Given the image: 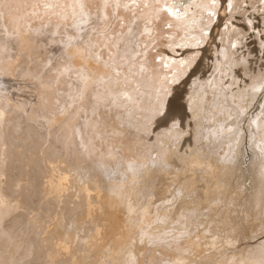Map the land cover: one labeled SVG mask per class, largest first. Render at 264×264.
<instances>
[{"label": "bare ground", "instance_id": "bare-ground-1", "mask_svg": "<svg viewBox=\"0 0 264 264\" xmlns=\"http://www.w3.org/2000/svg\"><path fill=\"white\" fill-rule=\"evenodd\" d=\"M45 3L56 7L46 9ZM80 3L85 5L86 15L90 16L91 20L95 15L96 21L93 24L96 31L93 32L91 29L79 35L78 39L70 40L75 38V35L70 33L71 29H76L75 25H78L79 32L84 29L83 26H79ZM249 3L252 7L253 5L261 7L260 1ZM240 4L241 0H232V9L229 13L226 3L218 9L212 7L210 0H79V2L78 0H0V264H264V172L259 171L264 159L259 158L260 155L253 150L256 140L264 141V109L258 115L259 136L257 134L258 138L253 137L255 139H252L254 130L249 123L252 115L247 113L250 107L247 105L248 101L251 100L253 103L257 92L264 91V86H261V82L264 81V69L259 75L252 72L258 63V43L255 40L258 39L259 34L256 32L262 33L263 30L258 29L253 20L245 17V13L241 17L242 28L232 26L231 29L227 26L221 29L224 23L228 25L231 22ZM167 9H171L173 14L169 15ZM209 12L216 13L211 18V22H209ZM104 16L108 17L106 23L102 19ZM261 21L264 23V16ZM127 28H130V32L126 34ZM211 29H213L212 33L208 34ZM251 30L255 31L253 34L255 40L252 39L254 48L249 47L252 41L249 44L244 41ZM63 33L70 38H68L70 41L63 40ZM122 39H130V45L116 43ZM260 40L262 41L263 37ZM56 41H60L61 45L55 44ZM115 43L118 47L116 52L113 49ZM5 44H7L6 49H4ZM233 44L236 45L235 48ZM53 45L56 47L54 48ZM48 46L53 49H49V52L44 50L45 57L42 55L43 59H40L43 52L39 54L38 48L47 49ZM167 49L174 54L169 55ZM45 52L51 53L49 66L45 65L48 58ZM133 53L138 55L137 59L130 57ZM145 53V58L142 60L141 56ZM97 55L100 56L99 60L96 59ZM125 60L129 65H126ZM197 60L195 72L209 73L208 77L199 83L193 82L192 85H189L190 82L186 79L179 85L188 84V88L174 87ZM24 63L29 65L34 63L33 67L31 66L32 70L34 67L38 69L40 67L38 75L40 76L41 73L40 78L35 77L37 78L35 81L31 79L32 85L36 83L33 94L31 92L35 100L29 104L36 102V106L30 110H28L29 105L21 100L25 97L23 94L25 89L20 92L22 94L17 92L22 86L12 91L16 79H13V84L10 77L13 72V76L16 75L15 71L18 68L22 73L25 69L30 72V67L28 69L27 64ZM41 63L45 65L42 72ZM62 68L67 69L62 70ZM236 68H240L248 80L239 79L241 75L239 76L238 73V77L237 75L232 77ZM38 69L36 68V72ZM79 69L83 70L80 73L83 83L79 86V91L77 90L80 94H76V99L72 94L74 100L70 99L77 104L74 103L70 110L66 107L61 115L58 114L59 112L57 116L56 112L53 113L55 117L52 119L48 115L49 123L54 125L59 123L57 124L59 128L48 122L50 126H46L50 129L61 128L65 130L64 136L67 140L70 139L71 144L74 142H72L73 138L76 141L72 128L76 123L79 125L81 122H76V118L84 114L85 110L83 112L80 110L86 106L89 93L95 91L96 85L99 84L100 89L96 93L98 95L104 92L105 99L101 104L98 103L105 110L101 118H107L110 125L107 128L110 133L106 131L107 138L102 137L103 140H107L103 145L111 148L112 155L109 156L111 159L106 163L109 153L106 151L107 148L105 149L104 146L103 149L100 148L101 152L97 153L94 144L91 147L95 151L89 152L87 149V153L95 161L94 166L84 161V158L78 161L81 152L75 157V162H78L76 164L73 162L74 165L71 161L68 163L64 157L62 159L59 155L54 158L55 156H51L50 153L54 159L46 160L42 151L38 154L31 150L30 156L26 155L27 160L21 154L24 160L22 164L26 160L23 165L27 171L29 169L26 167L31 168L30 165L33 163L41 162L42 168L39 167L45 169H40L43 171L40 172L42 180L39 183L40 188H37L38 192L43 194L44 201L41 202L47 205L46 208L49 204L58 208V210L55 208L56 211H50L52 207L50 205L43 215L37 213L43 208H38L40 210L37 212H34L35 210L26 212L25 201L29 200L23 195V190L30 185L24 187L26 183L24 180L27 178L23 175L26 173L15 177L16 173L12 174L15 182L10 177L9 171L13 169L8 168L17 156L12 158L10 153L12 146L10 145L9 149L8 144L3 140L6 126L10 124V122L8 124L10 111L17 110L21 115L25 112L29 117H33L38 108L46 113L50 111L49 114L51 111L54 112L57 95L60 90L65 89L69 81H72V76L78 74ZM21 75L23 77V74ZM28 76L32 78L29 73ZM228 78H232L231 82H228ZM114 82H118V85H114ZM27 84L29 83L25 85ZM75 85L78 87L79 83ZM17 88L18 86L15 89ZM166 91L170 95L164 96ZM161 97L171 102L175 119H182L191 129L192 138L189 146L184 150L179 149L178 155L173 150L172 143L178 142V136L184 133L183 129L171 132H167L166 129L161 137H158L155 146H151L154 144L152 142L154 135L149 139L148 134L145 136L142 129H137L142 123L139 122L141 120L138 117L145 114L146 108L150 105L156 117L155 111ZM245 97L248 100L244 101ZM57 100L59 101V96ZM113 100H122V103L125 101L128 108L120 114L121 109L116 111L115 108L121 105V102L116 106L117 102L113 103ZM64 101L67 102H64L66 104L69 103V100ZM130 101H136V106L139 103L137 108L143 109L144 113H140L142 110L138 112L137 109L133 110V113L130 112L129 117L134 115V118L130 121L128 117L126 126L127 116L123 114L132 108ZM12 103L15 105H11ZM82 103H85L84 107L81 106ZM235 103L242 106L241 108L246 112L239 115L236 122L227 124L225 118L233 117L236 113ZM71 107L72 105L69 108ZM86 108L88 111V107ZM243 116H248V121L238 120ZM72 120L76 123L71 122ZM101 121L104 126L103 120ZM29 122L31 123L30 120ZM17 123L18 120L15 121V125ZM22 124L24 125V122ZM234 125L236 127L242 125V127L237 128L234 134L227 135V128H232ZM25 126L24 128H27ZM124 126L127 128L125 129ZM20 127L22 128V125ZM12 128L14 127L9 128L11 132ZM32 129H35L34 126H31ZM41 129L47 130L45 132L47 134L51 132L45 128ZM150 129L151 127L146 126L145 132L150 133ZM27 132L25 134L29 135ZM8 135H10L9 131ZM215 137H217L216 143L212 140ZM248 138L251 141L249 146L246 144ZM64 139L65 143L67 140ZM252 140L255 142L252 143ZM222 142L229 143L231 147L234 142L233 148H236V151L220 161L221 154L217 155V146ZM15 143L18 142L14 141ZM64 143L62 145H66ZM28 144L25 146L28 147ZM45 144L46 142L43 143ZM54 144L57 145L56 142ZM75 144L78 146L77 143ZM59 145L61 142L58 143L57 148ZM73 145L74 143L71 146ZM76 145L73 146L75 149ZM35 146L38 147L37 144ZM118 146L126 147L124 148L126 150ZM62 147L66 150L67 146ZM30 148L34 149V146ZM242 148L244 152H240ZM259 149L264 156V146L260 144ZM165 150H169V154L165 155L162 164L160 160ZM77 151L75 152L78 153ZM94 152L99 157V164ZM67 154L69 155L68 152ZM69 156L72 158L71 155ZM123 161H126V164ZM150 161L153 166H148ZM219 161L220 164L216 165ZM15 164L13 168L16 167ZM232 164L235 166L234 169L231 168ZM251 164L258 173L259 177H257L262 179L263 186L261 181L254 180ZM239 169H241L240 173H238ZM261 169L264 170V165ZM141 171L143 173L139 174V177L137 174ZM35 172L37 171L33 174ZM41 173L44 175L42 176ZM34 175L31 177H36L31 181L39 176ZM28 184L32 185L30 180ZM31 192L29 197L32 196ZM66 197L69 199L67 207L68 204L62 203L65 202L63 199ZM36 201H34L35 206L38 203ZM62 204L66 208L62 209ZM15 225L17 227L13 230L12 227Z\"/></svg>", "mask_w": 264, "mask_h": 264}, {"label": "rangeland", "instance_id": "rangeland-1", "mask_svg": "<svg viewBox=\"0 0 264 264\" xmlns=\"http://www.w3.org/2000/svg\"><path fill=\"white\" fill-rule=\"evenodd\" d=\"M255 1H260L261 2V4H260V6L261 7H257V6H255V5H253V7H252V5L249 3V2H255ZM210 2H212V0H210ZM219 3V2H218ZM249 3V4H248ZM250 6H251V8H250ZM220 7L221 6H218V9H220ZM242 7V8H241ZM249 8V9H248ZM95 10V9H94ZM243 13H242V12ZM241 12V13H240ZM245 13V14H244ZM93 14H95V13H93ZM246 15L245 17H247V18H249V19H251V20H253V22H254V24L256 25V27L258 28V29H260V30H263V32L262 33H260V32H256L257 34H259V36H258V39L256 38V40H255V38L253 37V34H254V32L255 31H258V30H256V29H254L255 31H250L249 32V34L247 35V37H246V39H244V41H247L248 42V44H249V42L251 43V41H252V39H253V41L255 40L258 44H257V56H258V63L256 64V67L255 68H253L252 69V72L253 73H256V75H259L261 72H262V70L264 69V23H263V21H261V19H262V17L264 16V2H262V0H241V4H240V8H238L235 12H234V14H233V16H234V18H232V20H231V22L230 23H228V27L229 28H233L234 26H235V28L236 27H238L239 26V28L241 27L242 28V25L243 24H241V23H243V21H241V17H242V15ZM261 14V15H260ZM263 14V15H262ZM95 15H93L92 16V23L91 24H84V25H80L79 24V26H83L84 27V29L81 31V32H79V29L77 28V26L78 25H75L74 27H76V29L75 30H72L71 29V32L70 33H72V34H74L75 35V38L74 39H70L68 36H66L64 33L66 32L65 30L63 31L64 33V35H65V37H64V35H63V40L65 41V40H75V39H78L79 38V35H81V34H83V32H86V31H90L91 29H93V27H95V25L93 24V22H95L96 21V18L94 17ZM94 17V18H93ZM259 20V21H258ZM79 21V20H78ZM258 22V23H257ZM78 23V22H77ZM215 24H216V21H215ZM231 26V27H230ZM233 26V27H232ZM213 27H214V25H213ZM212 27V28H213ZM73 28V27H72ZM223 28H225V23H224V25L221 27V29H223ZM95 29H96V27H95ZM212 30L213 29H211L210 31H208L207 33L208 34H210V33H212ZM128 32H130V28H127V30H126V34L128 33ZM262 35V36H261ZM252 36V37H251ZM261 37H263V40L261 41L260 40V38ZM69 38V39H68ZM59 40V39H58ZM69 40V41H70ZM216 42H217V39L215 40ZM214 41V42H215ZM252 41V43H251V46L249 45V47H252V48H254V42ZM58 42V43H57ZM246 42V43H247ZM116 43H124V44H126L127 46H129L130 45V39H122L121 41H118V42H116ZM115 43V45H114V51L116 52L117 50H118V47H117V44ZM10 43H8V45H9ZM55 44H58L59 46L61 45V43H60V41H56L55 42ZM6 46V47H5ZM116 46V47H115ZM205 46V45H204ZM49 47V48H48ZM47 47V49L45 48L44 49V47H42V48H38L39 50H38V53L40 54V52H43L44 50H46L47 52H49L48 50L50 49H53V47L55 48L56 46L55 45H53V47L51 48L50 46H48ZM238 47H240V46H238ZM7 48V44H5L4 45V49H6ZM207 48H208V45H207ZM210 48V47H209ZM41 49V50H40ZM43 49V50H42ZM211 49V48H210ZM244 50H246L245 48H244ZM167 51V53L169 54V55H173L174 53L172 52V51H170V50H166ZM47 52H45V54H46V56H47V54H48V58H46V63H45V65H50L51 64V60H50V58L49 57H51V53L49 54V53H47ZM51 52V51H50ZM139 53V52H138ZM136 53H133V54H131V56L130 57H133L134 59H137V57H138V55H135ZM179 54H180V52H179ZM209 54V56H210V53H208ZM207 54V55H208ZM14 55H16V54H14ZM42 55L45 57V55H44V52H43V54L41 53V58L40 59H43V57H42ZM53 55V54H52ZM145 55H146V53L145 54H142V56H141V59L142 60H144V58H145ZM254 56H256L255 55V53H254ZM12 57V56H11ZM143 57V58H142ZM251 58V57H250ZM12 60V59H11ZM10 60V61H11ZM39 60V59H38ZM40 61V60H39ZM127 60H125V62H126ZM38 62V61H37ZM128 63V61L126 62V65H129V63ZM197 63H198V60L192 65V67L190 68V70H188L185 74H184V76L183 77H181V80H179L178 82H176L175 83V85H174V87H178L181 83H182V81H185L186 79H188V82H190V83H188L189 85H192L193 84V82H200V81H202L203 79L205 80V78L206 77H208V74L209 73H205V72H198V71H196L195 72V70H197L196 69V65H197ZM24 64H27V63H24ZM34 64V63H33ZM33 64L31 63L30 65L29 64H27L26 65V67H28V69H29V67H30V72H31V74H32V72H33V74L31 75L30 74V72H29V70L27 71V69H25L24 70V73H22V70H20L19 68L18 69H16V71H15V73H16V77L15 76H13L14 75V72H13V74H12V76L10 75V77L12 78V83H13V79H16V80H14L15 81V87L12 89V91L13 90H18L19 89V86H22V87H20V91H17L18 92V94H22V93H20V92H22L23 91V89H25L24 91H25V93H24V91H23V94H24V98H22L21 100H23L22 102H24L26 105L28 104L29 105V108H28V110H30L31 108H33L34 106H36V102H33V103H31V104H29L31 101H34L35 99H34V95H32L33 94V92H34V87H36V83L34 84L33 83V85H32V83L31 82H33V81H35L37 78H40V76H41V73H40V76L38 75V73H39V71H40V67H39V69H38V67H34L33 68V70H32V67H33ZM42 65H43V68L41 69V72L44 70V64L43 63H41ZM261 65H263V66H261ZM25 66V65H24ZM32 66V67H31ZM67 66V65H66ZM67 67H69V66H67ZM263 67V68H262ZM25 68V67H24ZM36 68L38 69L37 70V72H36ZM261 68V69H260ZM64 69H67V68H62V70H64ZM237 70H235L236 72V74L235 73H233L232 74V77L234 76V75H237V73H238V75L240 76L239 77V79H241V78H244V79H247L248 80V78H246V76L244 75V73H243V71H241V69L240 68H236ZM15 69H13V71H14ZM126 70V69H125ZM25 71L27 72V73H25ZM83 72V70H81V69H79L78 70V74L76 75V74H74L72 77V81H69V83H70V85H69V83H67L68 85L67 86H65V89H67V91L65 90V89H63L64 90V92H63V90H60L61 92L60 93H62V94H60L59 93V91H58V95H57V98L55 99V101H54V106H56V107H54V112H52L51 111V113L49 114V112L47 111V113L46 112H43L44 110H40L39 108L36 110V112L34 113V116L35 115H37L36 113H38V111H39V113H38V115H39V117H38V115L36 116V117H29L28 116V114H25V112H23V114L21 115V113H19L17 110V112L16 111H14V112H12V111H10V115H12V117H10V115H9V121H8V124H9V122H10V124H9V126L7 127L6 126V129H5V135L3 136L4 137V143L5 144H8L7 146H8V148L10 149V147H11V151H10V153H12V158L14 159L15 158V156H17L15 159L17 160L16 162V164L14 163L15 161V159L13 160V159H11V160H13V163L15 164V168H13V163H12V165H10L9 166V170L10 169H13V171H9V175H10V177H12L15 173V175H14V177L16 176V175H18V174H24V173H28L27 175L26 174H24L23 175V177L24 178H27L26 180H24L25 182V186L24 187H27V185H30L31 187H33V188H31L30 186H28L27 188H25L24 190H23V195L25 196V198L26 199H28L29 201L27 202V201H25L26 202V204L28 205H26L25 203V206L28 208L29 207V204H30V210H28L27 208H26V212L28 211H30V212H32V211H34V212H37L38 210H40L41 208H43V209H41V212L40 211H38L37 213H39V214H42L43 215V213H44V211H46V209H48V208H50V205H52V204H49L48 205V208H46L47 207V205L43 202H41V201H44V199H43V194H41V193H39L38 192V189L37 188H40V180H42V177H40L41 175H40V172H42L43 173V171H41V170H45L44 168L43 169H41L42 167H41V162H36V164L35 163H33L32 165H30L31 166V168H29V167H26L27 169H29L28 171L25 169V166L23 165L25 162H26V155H28V156H30V152H31V150L32 151H35L36 153H41V151H42V153H44V157H45V159L47 160V159H49V158H51V159H54V158H56V157H59V155H60V157L62 156V159H63V157H64V159H67L68 161V163L71 161L72 162V164L74 165V163L73 162H75V157H77V154L79 155V153L81 152V154L78 156V157H80V159L78 158V161H80L81 159H83L84 161H86V162H88V163H90V165H92V166H94L93 165V163L95 162L92 158H91V156L89 155V153H87L88 151H87V149L89 150V152L90 151H95V149H93L91 146H92V144H94L95 145V148L97 149V153H100L101 152V150H100V148L101 149H103L102 147H104L105 145H103V143L104 144H106L107 143V140H103V138L102 137H105V138H107V133H106V131H107V128H109L110 127V125H108V119L107 118H101V116L104 114V112H105V110L99 105V104H101L102 102H104V97H103V94H104V92H103V94H98L97 95V93H96V91L97 90H99L100 89V86H99V84H97L96 85V89H95V91H93L92 93H89L90 94V97H89V99H88V101H87V103L85 104V103H82L81 104V106L82 107H84L85 105V107H84V109L82 108V110H80L81 112H83V110H85L84 111V114H82V116L81 115H79V117L81 118V120H80V118H78V116H77V118H76V122L77 121H81V122H79V125L75 122V121H71V122H73L74 124V127L72 128V129H74L72 132L73 133H75V139H76V141L74 140V138L72 139V142L74 143V145H76L75 143H77L78 144V146H77V148H79V149H75L73 146H71L72 144H71V141H69L70 139H68L67 140V137H65L64 136V131L65 130H63V129H59L58 130V126H57V124L59 125V123H57L56 125H54V124H50L49 123V119L47 118L48 117V115H50L49 116V118H54L55 117V115L53 114V113H55L56 114V116H57V113L59 114V115H61V114H63L64 113V111L66 110V107H67V109L68 110H70V109H72L73 108V106L74 105H76L77 103H75L76 101H73L74 100V98H73V95L72 94H74V96H75V99L77 98V95L76 94H80V93H78V91H79V86H81L82 85V83H83V80L80 78V73H82ZM28 73H29V75L30 76H32V78H29V76H28ZM203 73V74H202ZM205 73V74H204ZM21 74H23V77H22V75ZM24 75H26V76H24ZM33 75H34V77H33ZM67 75V74H66ZM206 75V76H205ZM238 75H237V77H238ZM38 76V77H37ZM35 77H37V78H35ZM23 79V80H25V81H23V80H21V79ZM35 78V79H34ZM66 78H68L67 76H66ZM33 81H32V80ZM201 79V80H200ZM27 80H28V82H27ZM231 80H232V78H228V82H231ZM23 81V82H22ZM29 83V84H27V85H25L26 83ZM72 82H75V83H72ZM18 83V84H17ZM25 83V84H24ZM77 83H79V85H78V87L75 85V84H77ZM115 84L114 85H118L117 83L118 82H114ZM14 84V83H13ZM17 84V85H16ZM186 85V84H184V86H182V88H180V89H184L185 87H189V85ZM29 85V87H27ZM75 85V86H74ZM18 86V88L17 89H15L16 87ZM74 88H73V87ZM181 86H179V87H181ZM261 86H264V81L263 82H261ZM27 87V88H26ZM187 87V88H188ZM70 88V89H69ZM73 88V89H72ZM75 88H76V90H75ZM28 90V94H27V90ZM69 89V90H68ZM36 90V89H35ZM78 90V91H77ZM66 91V92H65ZM72 91H75L76 93H73ZM31 92H32V94H31ZM63 93L65 94V95H63ZM263 93H264V91L261 93L260 91H258L257 92V96H256V100H254L253 101V103H252V101L250 100V101H248V104L247 105H249L250 107L248 108V114L250 113V116L252 115V120L250 121L249 120V123H250V125L252 126V128H253V130H254V132H253V136H252V139H255V138H253V137H256V138H258V136H259V134H258V132H259V130H258V127H257V125L259 124V119H258V115H260V113L262 112L261 110L262 109H264V108H262L263 107V102H264V96H263ZM66 94H67V96H66ZM71 94V95H70ZM88 94V95H89ZM63 97H65V98H62V96ZM70 96V98H68L69 96ZM109 95V94H108ZM112 95V94H111ZM110 95V96H111ZM30 96H32L31 98H30ZM58 96H59V101L57 100L58 99ZM61 96V97H60ZM100 96V97H99ZM112 96H114V95H112ZM111 96V97H112ZM148 96V95H147ZM73 98V100H71L70 101V99H72ZM247 97H245L244 98V101H246V100H248V98L246 99ZM60 100H62L61 102H60ZM64 100H69L68 102L72 105V107L71 108H69L71 105H69V103L68 104H66L67 102L66 101H64ZM100 100V101H99ZM114 101L115 100H113V103H114ZM119 101V100H118ZM118 101H115V103L117 102V104H116V106L122 101V100H120L119 102ZM140 101H141V99H140ZM21 102V103H22ZM27 102V103H26ZM61 103L60 105H66L65 107L64 106H61L60 107V105L58 104V103ZM64 102H66V103H64ZM73 102V103H72ZM124 103H120L121 105H122V107H120L119 108V106H121V105H118V107H116L115 108V110L116 111H119V109H121V113L120 112H118V113H120V114H122L123 113V111H124V109L125 108H128V104L127 105H125V101H123ZM258 102L260 103V104H258ZM63 103V104H62ZM75 103V104H74ZM99 103V104H98ZM14 103H12L11 105H13ZM33 104V105H32ZM58 104V105H57ZM74 104V105H73ZM83 104H85L84 106H83ZM131 106H132V108L131 109H129L128 110V112L127 113H125V114H123L124 116H127L126 118V120H125V123H126V126L128 125L127 123H128V117H129V114H130V112L131 113H133V110H136L137 109V111L138 112H140L141 110V112L140 113H144V110L143 109H138L139 108V103H137V106H136V101H130V103H129ZM232 104H233V102H232ZM256 104H258V106L256 105ZM15 105V104H14ZM27 105V106H28ZM68 105V106H67ZM124 105V106H123ZM235 105V107L237 108L236 109V113H234V115H233V117H234V119H233V117H226L225 119L227 120V124H231V123H234V122H236L237 121V118H238V116L239 115H241V114H243V113H245L246 112V110L245 109H242L241 107L242 106H240L238 103H235L234 104ZM31 106V107H30ZM125 106H127V107H125ZM130 106V107H131ZM147 106V105H146ZM151 106V105H150ZM149 106V108H146L147 109V112L145 113V114H142L141 116H139L138 118L141 120V121H139V122H142L141 124H140V126H138L137 127V129L139 128V129H142L143 130V132H144V135L146 136L147 134H148V138L150 139V138H152L153 137V135H154V138H152V142L154 143L153 145H151V146H155V143L159 140V138L161 137V135L164 133V131L167 129V132L168 131H173V130H181V129H183L184 130V133H183V135H179L178 136V142H176L175 144H174V142L172 143V147H173V150L175 151V153L178 155V153H179V151L182 149V150H184L187 146H189V142H190V140H191V138H192V133H191V129L189 128V126L187 125V123H183V120L182 119H176V122H177V126L176 127H173L172 126V123L171 122H168V123H165L163 120H161L158 116H154V114H153V110L151 109V107ZM252 106V107H251ZM86 107H88V111H87V108ZM138 107V108H137ZM258 107V108H257ZM63 108V109H62ZM254 108H255V110H254ZM57 110H59V111H57ZM140 110V111H139ZM251 110V111H250ZM254 110V111H253ZM43 112V113H40V112ZM60 111H62L61 113H60ZM87 111V112H86ZM253 111V112H252ZM89 112V113H88ZM17 113H19V114H17ZM44 113H46V115L44 114ZM117 113V112H116ZM51 114H53L52 116H51ZM73 113H71V115H72ZM81 114V113H80ZM87 114V115H86ZM101 114V115H100ZM46 116V118L44 117V116ZM70 115V116H71ZM74 115V114H73ZM99 116V118L97 117V116ZM150 115V116H149ZM18 116H20V117H22V118H24V120L22 119V122H21V119L18 117ZM40 116H41V118L42 119H40ZM263 116V115H262ZM67 117H69V114H68V116ZM66 117V118H67ZM76 117V116H75ZM35 118H37L38 119V123L36 122V120L37 119H35ZM94 118H95V121H94ZM134 118V115L132 116V117H129V120L131 121L132 119ZM137 118V119H138ZM31 121V123L29 122V120ZM32 119H34V120H32ZM45 119H46V122H45ZM79 119V120H78ZM83 119V120H82ZM87 119V120H86ZM243 119H245L246 121H248V119H249V117L247 116V117H245V116H243L242 118H240V119H238L239 121L241 120H243ZM11 120V121H10ZM13 120H15V121H17L18 120V123H17V125H15V121H13ZM26 120H28V121H26ZM42 120H44V121H42ZM101 120H103V122H104V126L101 124L102 123V121ZM144 120V121H143ZM51 121V120H50ZM88 121V122H87ZM24 122V125L22 124ZM50 124V125H54V126H56V127H58V128H55L54 126H51V128L52 127H54V128H52V129H50V125L48 124V123ZM94 122H95V124H94ZM146 122V123H145ZM20 123V124H19ZM148 123V124H147ZM150 123V124H149ZM182 123L184 124L183 125V127L181 126L182 125ZM247 123V122H246ZM7 124V125H8ZM13 124V125H12ZM25 124H26V126H25ZM34 124H36V125H34ZM37 124H39V125H37ZM43 124V125H42ZM81 124V125H80ZM108 126H107V125ZM144 124V125H143ZM15 128H12V132L10 131L11 129H9V128H11L12 126ZM15 125V126H14ZM22 125V128L20 127ZM43 127H42V126ZM46 125H49V126H46ZM78 125V126H77ZM130 125H132V124H130ZM150 125V126H149ZM256 125V126H255ZM24 126L25 127H27V128H24ZM29 126V127H28ZM31 126H34V128L35 129H32V130H34L35 132H33L32 130H31ZM38 126V127H37ZM39 126H41V127H39ZM44 126H46V127H44ZM76 126L79 128L78 130H77V128H76ZM99 126H101L100 128H99ZM146 126H148V127H151V129H150V133H148V132H145V128H146ZM185 126V127H184ZM48 127V128H47ZM81 127V128H80ZM96 127V128H95ZM180 127V128H179ZM235 127V128H234ZM234 127H232V128H230V127H228L227 128V135L229 134V135H231V134H234L235 132H236V130H237V128H239V127H242V125H240L239 127H236L235 125H234ZM18 128V129H17ZM30 128V129H29ZM39 128L41 129V128H45V129H48V130H50V131H48V132H50V133H53L54 131V133L53 134H47V133H45V132H47V130H44V131H42V129L41 130H39ZM124 128L126 129L127 127H125L124 126ZM27 129V130H26ZM105 129V130H104ZM171 129V130H170ZM14 130H15V132H14ZM19 130V131H18ZM38 130V131H37ZM59 132H58V131ZM101 130V131H100ZM102 130H104V131H102ZM8 131H9V134L10 135H8ZM27 131H29V132H27ZM58 133H57V132ZM63 131V132H62ZM80 131H81V134H80ZM16 132H20L21 134V136L19 135V133H16ZM28 133L29 135H31V136H29V135H26L25 133ZM41 132H43V133H45L44 135H43V133H41ZM62 132V133H61ZM101 132V133H100ZM102 132H103V134H102ZM108 132V131H107ZM256 132V133H255ZM13 133V134H12ZM15 133V134H14ZM33 133H34V135H33ZM37 133H38V135H37ZM57 133V134H56ZM60 133V135L59 136H61V137H59L58 136V134ZM97 133V134H96ZM108 133H110V132H108ZM153 133V134H152ZM255 133V134H254ZM11 134H12V136H11ZM46 134H47V136H46ZM61 134H63V136L61 135ZM257 134H258V136H257ZM19 136V138H18V136ZM40 135H41V137L43 138H41L40 137ZM53 135H56V137H54ZM104 135V136H103ZM107 135V136H106ZM9 136V137H8ZM10 136H11V138H10ZM14 136H16V138H18V140L16 139V138H14ZM25 136H26V138H25ZM35 136H37V137H35ZM53 136V138L54 139H56V140H54L53 138H50V137H52ZM31 137H32V139H31ZM33 137H35V139L33 138ZM57 137L59 138V139H61V140H59V139H57ZM99 137V138H98ZM101 137V138H100ZM159 137V138H158ZM7 138V139H6ZM10 138V139H9ZM25 140H24V139ZM47 138H48V140L50 139V141H48L47 140ZM64 138H66V140L68 141H66ZM217 137H215V139H212L213 140V142L214 143H216V141H217V139H216ZM12 139V140H11ZM15 139V140H14ZM37 139V140H36ZM63 139L66 141L65 143H64V141H63ZM99 139V140H98ZM236 139H237V137H236ZM16 142H18V143H15L14 144V141ZM28 140H31V141H28ZM36 142V143H34V141ZM53 140V141H52ZM57 140H59L58 142H57ZM180 140V141H179ZM216 140V141H215ZM11 142L12 144H14V146L11 144V143H7V142ZM23 141H25L24 143H22ZM26 141H28V142H26ZM47 141H48V143H47ZM51 141L53 142V143H57V145H58V143H60L61 142V145H59L58 146V148H57V145L56 144H54L53 145V143L51 144ZM236 141V140H235ZM250 140H249V138H248V140L246 141V144H247V146H249V143L251 144V141L249 142ZM257 141V143H255L254 144V146H253V150L255 151V152H257V154L258 155H260V156H258L259 158H261V159H264V156L263 155H261V150L259 149V145L261 144L262 146H264V141L263 140H261V141H258V140H256ZM21 142V143H20ZM40 142H41V144H40ZM46 142V146L45 145H43V143H45ZM64 144H66V145H62L63 143ZM237 142V141H236ZM248 142V143H247ZM253 142H255L254 140H252V143ZM28 143H32V145H30V144H28ZM36 145L37 144V146L38 147H36L34 144ZM111 143H112V141H111ZM114 143V142H113ZM112 143V144H113ZM27 144H28V147H26L27 146ZM47 144H48V147H47ZM71 144V145H70ZM101 146H100V145ZM111 144V145H112ZM11 145V146H10ZM21 147H20V146ZM26 145V146H25ZM30 145V146H29ZM40 145V146H39ZM43 145V146H42ZM52 145V146H51ZM68 145H70V147L68 146ZM114 145V144H113ZM177 146V148H175L174 149V147H176ZM227 145V146H226ZM233 145H235V143L233 142V144H232V147H231V145L229 144V143H225V142H222L221 144H220V146H217V155L218 154H221V156H220V161L221 160H223L225 157H227L229 154L230 155H233L234 153H235V151H236V148H233ZM23 146V147H22ZM31 146H34V149L32 148H30ZM49 146H51V147H49ZM60 146L62 147V146H67V147H65V149L67 150L68 149V151H66V150H64L63 149V147L62 148H60ZM75 146V147H76ZM244 146V145H243ZM14 147H17L16 149L14 148ZM21 149H20V148ZM25 147H26V149H27V151H26V149H25ZM36 147V148H35ZM42 147V148H41ZM43 147H45V149L43 148ZM53 147H55V149L53 148ZM69 147V148H68ZM73 147V150L71 149ZM112 147H115V146H112ZM13 148V149H12ZM29 148H30V151L28 152V150H29ZM48 148V149H47ZM57 148V149H56ZM63 149L62 151L63 152H61V150H60V152L58 153V149ZM105 149L107 148L106 146L104 147ZM118 148H120V149H124V148H126V147H119L118 146ZM17 149H20L21 151H22V149L24 150V151H22V152H19ZM37 149H39V150H37ZM42 149V150H41ZM47 149V150H46ZM52 149H53V151H52ZM71 151H70V150ZM74 149H75V151H77V150H79V152L78 153H76L75 151H74ZM110 149L111 148H107L106 149V151H108L109 153H108V158H106V163H108V161H110V159L111 158H109V156L111 157V155H112V151H110ZM180 149V150H179ZM17 150V152H15ZM37 150V151H36ZM81 150V151H80ZM124 150H126V149H124ZM222 150V151H221ZM71 153H70V152ZM166 151V152H165ZM164 151V154H163V156L161 157V163L163 164V162H164V158L169 154V150H165ZM230 151V152H229ZM252 151V150H251ZM259 151H260V153H259ZM14 152V153H13ZM19 152V153H18ZM28 152V153H27ZM46 152H48V154L46 155ZM52 152H54V154H56V155H54V154H52ZM65 152V153H64ZM67 152L69 153V155H71L72 156V158H73V160H70V159H72L68 154H67ZM75 152V153H74ZM240 152H244V150H243V148H242V150H240ZM51 154V156H55L54 158L53 157H51L50 156V154ZM62 153V154H61ZM16 154H19V155H16ZM23 155V158L24 159H26L25 160V162L22 164V162L24 161L23 160V158H22V155ZM66 156V155H68L67 157L68 158H70V159H68L67 157H65L64 155ZM76 154V156H74ZM243 154V153H242ZM94 155L96 156V160L98 161L99 160V157H98V155L97 154H95V152H94ZM119 155V154H118ZM166 155V156H165ZM223 155V156H222ZM20 157V159H19V157ZM74 156V157H73ZM48 157V158H47ZM82 157V158H81ZM216 158H217V156H216ZM231 160L230 161H232V157L230 156L229 157ZM254 159V158H253ZM18 160L21 162H18ZM23 160V161H22ZM247 160V159H246ZM251 160V159H250ZM249 160V161H250ZM255 160V159H254ZM78 161H76V162H78ZM151 161H153L152 159H151ZM149 162L148 164V166H153V164H151L152 162ZM220 161L219 162H216V165H219L220 164ZM76 162H75V164H76ZM124 162V164H126V161H123ZM156 164L158 163L157 161L155 162ZM227 163L229 164V160L227 161ZM20 164V165H19ZM21 164H22V167H20L21 166ZM98 164H99V161H98ZM35 165H36V168H35ZM262 165H264V163H262L261 165H260V168H259V171L261 172V173H263L264 172V170L263 169H261V166ZM32 166H34V167H32ZM41 168H40V167ZM147 166V167H148ZM17 167H18V169H17ZM20 167V168H19ZM250 167H252L251 169V171H253L254 170V172H253V174H254V180H256L257 182H258V180L259 181H261L262 179H260V178H258L259 176H258V173H256L255 172V168H254V166H253V164H251V166ZM232 169H234L235 168V166L232 164V167H231ZM25 169V170H24ZM41 169V170H40ZM261 169V170H260ZM16 170V171H15ZM18 170L20 171V172H18ZM32 170H34V171H37V172H35L34 174L35 175H37L38 177H37V181L36 180H32V181H34V182H32L31 181V179L33 178V177H31V176H33L34 174H33V172L34 171H32ZM39 171V172H38ZM240 171H241V169H239V172L238 173H240ZM250 171V173H252ZM22 172V173H21ZM41 173V174H42ZM142 173H143V171H141V172H139L137 175L140 177V175H142ZM13 174V175H12ZM29 174H33V175H29ZM140 174V175H139ZM257 174V175H256ZM34 175V176H35ZM44 174H42V176H43ZM136 175V176H137ZM258 176V177H257ZM14 177H12V180L14 181ZM36 177V176H35ZM34 177V178H35ZM33 178V179H34ZM41 178V179H40ZM11 179V178H10ZM30 180V183H32V185L31 184H28L29 183V180ZM35 181H36V183H35ZM255 181V182H256ZM12 182V181H11ZM15 182V181H14ZM257 182H256V184H257ZM262 182V181H261ZM13 183V182H12ZM11 183V184H12ZM33 183H35V184H33ZM260 183V182H259ZM261 184V183H260ZM35 186V187H34ZM37 186H39V187H37ZM262 186H263V182H262ZM15 187H13V189H14ZM27 189V190H26ZM29 189L32 191H29ZM35 189H37V191L35 190ZM40 190V189H39ZM24 192H28L27 194L25 193L24 194ZM30 192H31V195L32 196H30L29 197V195H30ZM38 193V194H37ZM34 194V195H33ZM28 195V196H27ZM37 195V196H36ZM38 195H40L39 197H38ZM33 197V198H32ZM29 198H32V199H29ZM26 199H24V200H26ZM34 199V200H33ZM38 199V200H37ZM33 200V201H32ZM38 201V203H37V206H35L36 205V203L34 202V201ZM36 201V202H37ZM63 201H65V202H62V203H65L64 205H66V204H68L67 203V201H69V199H67V197L66 198H64L63 199ZM42 203V206L40 205L41 203ZM33 203V204H32ZM35 203V204H34ZM32 204V205H31ZM33 206H35L34 208H33V210H31L32 209V207ZM38 206H40V207H38ZM54 205H52V207H51V209H49L50 211H53V210H55V208H56V210H58V208L57 207H53ZM62 206V209H63V207H65V206H63V204L61 205ZM61 206H60V208H61ZM67 206H69V204L68 205H66V207ZM65 207V208H66ZM36 208V209H35ZM38 208H40V209H38ZM65 208H64V210H65ZM55 210V211H56ZM25 213V212H24ZM20 218H22V217H20ZM19 218V219H20ZM11 224V223H10ZM16 227H17V225H15V227H12L13 228V230H15L16 229ZM12 228H10L11 229V231H12ZM22 228H23V226H22ZM9 229V230H10ZM248 231H250V230H248Z\"/></svg>", "mask_w": 264, "mask_h": 264}, {"label": "snow or ice", "instance_id": "snow-or-ice-1", "mask_svg": "<svg viewBox=\"0 0 264 264\" xmlns=\"http://www.w3.org/2000/svg\"><path fill=\"white\" fill-rule=\"evenodd\" d=\"M79 2V0H78ZM262 2H264V0H262ZM227 4V8H228V12L231 13V9H232V0H219V4H218V0H212V7L215 8V7H218V6H223L224 4ZM107 7V4L105 5ZM44 7L46 9H49V8H53V7H56V5H52V4H49V3H45L44 4ZM79 7H80V21H79V24L80 25H84V24H91L92 21H91V18L90 16L86 15V12H85V5L83 3H80L79 4ZM117 7H119V5H117ZM168 12H169V15H172V11L171 9H167ZM216 15L215 12H209V18H210V21L211 22V18L214 17ZM97 19H101L100 17H97ZM103 22H107L108 20V17L107 16H104L103 18ZM249 24V27H251V21L248 22ZM228 25L225 24V27H227ZM83 29H81L82 31ZM93 32L96 31L95 27H93L92 29ZM205 35H207V33H205ZM233 48L236 47L235 44L232 45ZM96 59L99 60L100 59V56L97 55L96 56ZM193 59H195V56L193 57ZM178 82V81H177ZM170 95V93H168L167 91L164 93V96H168ZM155 115L158 116L161 120H163L165 123H168V122H171L172 123V126L173 127H176L177 126V122H176V119H175V114L172 110V107H171V102L170 101H166L164 99V97H161V99L159 100L158 104H157V107H156V111H155Z\"/></svg>", "mask_w": 264, "mask_h": 264}]
</instances>
